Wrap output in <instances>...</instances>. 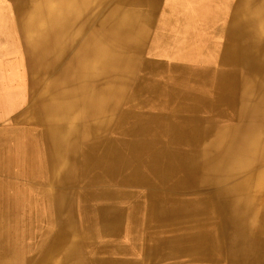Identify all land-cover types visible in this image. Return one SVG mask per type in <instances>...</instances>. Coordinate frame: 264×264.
Returning a JSON list of instances; mask_svg holds the SVG:
<instances>
[{
	"label": "bare ground",
	"instance_id": "obj_1",
	"mask_svg": "<svg viewBox=\"0 0 264 264\" xmlns=\"http://www.w3.org/2000/svg\"><path fill=\"white\" fill-rule=\"evenodd\" d=\"M12 2L0 264H264V0Z\"/></svg>",
	"mask_w": 264,
	"mask_h": 264
},
{
	"label": "rangeland",
	"instance_id": "obj_2",
	"mask_svg": "<svg viewBox=\"0 0 264 264\" xmlns=\"http://www.w3.org/2000/svg\"><path fill=\"white\" fill-rule=\"evenodd\" d=\"M166 1L167 0H162V5H161L163 6L161 7L162 9L165 8ZM15 17H17V12L15 10V5L12 2V0H0V67L1 68L3 67L1 65L2 61L4 62L8 61V66L7 68H5V72L2 76H7L8 74L10 75L12 73L22 74L26 72L25 63L23 62L22 54L20 52L21 50L19 49V43L21 42L20 38L19 37L16 38L15 35H13L12 37H9L8 35H4V30H6L9 21L12 19V24H13V18ZM218 36L221 37L219 33ZM1 79L3 80V78ZM2 80H0V188H1L0 197L3 195L7 196L8 194V196H10L11 198L20 199L22 197H25V193L23 194L24 191L22 190V185L25 186L24 189L32 188L30 187L31 183H23L22 180L27 179L29 180V182L30 180H34L32 176L26 175L28 171V167L25 166V162L27 161V160L25 161V159L27 158L25 149L31 143L29 142L28 137H26V135H24L23 132H20L22 121L21 118H17V115L19 112L22 111V109L18 108L19 104L16 105L17 107L16 108L14 107L15 109H12V111L3 108L6 104L4 90H6V92L13 93V90L14 92H16L14 88L19 87V85L17 83H12V81L10 83L8 82V85H6L7 81L4 79L2 82ZM5 86L6 88L4 89ZM25 90H26L25 87H21L19 90L20 94L19 93L17 94L16 98L20 103L23 99L22 97L25 93ZM13 110H15V112ZM12 129L14 130V132ZM11 137H13V140H11L12 139ZM3 170L4 171L6 170V172L10 171L11 172L10 176L12 175L10 178L13 179H5L7 174L6 172L4 174ZM21 172H24L25 174ZM2 190L5 191L2 192ZM26 201H28L27 198H25V202ZM33 217L36 218L35 215H33ZM42 225H44L45 228L48 227V224L45 223V221H43ZM16 235L17 236L21 235V230H18Z\"/></svg>",
	"mask_w": 264,
	"mask_h": 264
},
{
	"label": "crops",
	"instance_id": "obj_3",
	"mask_svg": "<svg viewBox=\"0 0 264 264\" xmlns=\"http://www.w3.org/2000/svg\"><path fill=\"white\" fill-rule=\"evenodd\" d=\"M176 0H167L166 1V5H165V8H164V11H166V13H167V11H170V5H171V3H173V4H175V5H179V6H182V7H184V0H182V1H176ZM183 20H184V17H183ZM171 35V40H173V35H174V33H171L170 34ZM184 42H186V41H184ZM177 45H178V43H177ZM184 45H185V43H184ZM167 46V45H166ZM175 46V45H174ZM186 48V47H185ZM200 51V50H199Z\"/></svg>",
	"mask_w": 264,
	"mask_h": 264
}]
</instances>
